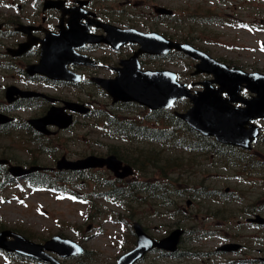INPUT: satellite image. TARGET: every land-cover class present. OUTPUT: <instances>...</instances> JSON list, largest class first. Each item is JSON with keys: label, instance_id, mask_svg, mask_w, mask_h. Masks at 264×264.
<instances>
[{"label": "rangeland", "instance_id": "obj_1", "mask_svg": "<svg viewBox=\"0 0 264 264\" xmlns=\"http://www.w3.org/2000/svg\"><path fill=\"white\" fill-rule=\"evenodd\" d=\"M125 1L114 0L112 3L102 0L99 4L130 14H147L148 11L153 13L154 6L171 9L173 20L167 21L166 26L144 18H128L125 14L113 19L124 22V25H133L138 30H156L161 34L186 39L217 61L247 72L258 71L264 74V47L261 46L264 43V0H146L144 7L140 0H130L129 4ZM107 55L105 50L95 53V56L100 57ZM148 63L152 69L173 71L178 80L186 84L200 82L206 77L190 76L194 61L187 57ZM106 71L95 73L107 75ZM84 99L98 109L107 110L109 100L97 89L88 87ZM188 107L189 104L187 106L183 103L176 110L183 112ZM146 112L142 107H127L120 113L135 117L144 116ZM256 124L263 128V132L249 153L252 158L246 157L250 160L251 167L243 165L242 170L227 168L217 159L203 161L199 157L197 164L200 166L184 168L185 172L181 171L178 175V178L189 179L188 183H200L207 189L238 195L242 198L241 201L222 205L217 200L198 199L191 190V185H188L180 186L178 189L184 193L171 196L170 202H163L159 198L150 199L147 194L140 193L138 198L143 202L130 201L126 204L128 210L93 196L107 188H97L88 179V174L82 186H73L71 191L82 197L90 196V199L87 197L92 201L90 206L85 201L72 200L47 191H32L21 181L5 185L0 191V227L18 229L36 243H43L52 236L59 235L77 242L85 249L86 253L82 256L61 260L63 264H115L120 255L134 247L135 238L131 233L134 222H139L155 239L166 236L177 227L185 232L176 256H160L159 252L154 251L137 264H253L251 260L257 256L264 258V227H249L244 224V217L237 214L231 220L211 217L221 207H225L228 213L239 212L247 200L255 197L264 199V120ZM93 125L94 121L87 120L85 131L83 128L80 131L79 125H76L73 131L63 132L58 146L61 150L55 149L37 158L45 167H53L54 162L62 156L74 160L92 152L103 155L107 150L105 145L120 143L101 138L98 128ZM81 136L82 139H79ZM67 137L71 139L69 146L62 148ZM140 147L143 149H133L142 154L150 152V149L154 152L165 149L151 144H140ZM32 149V146L27 147L23 143L22 138H0V152L6 151L8 157L19 165L31 161L29 151ZM165 154L187 157V153L178 150H167ZM182 161L184 164L189 162L186 158H182ZM93 172L107 179L112 178L105 170ZM126 180L133 183L139 181L135 176ZM187 201H191L190 206L186 205ZM226 243L246 246L241 254L218 252L217 248ZM7 257L0 253V264H45L15 256Z\"/></svg>", "mask_w": 264, "mask_h": 264}, {"label": "flooded vegetation", "instance_id": "obj_2", "mask_svg": "<svg viewBox=\"0 0 264 264\" xmlns=\"http://www.w3.org/2000/svg\"><path fill=\"white\" fill-rule=\"evenodd\" d=\"M100 1L102 0H0V114L13 119L9 124L0 125V137L35 138L40 141V143L35 141L37 143L35 145L40 146L39 151H46L43 150L45 147L52 149V146L61 149L58 147L61 134L73 131L76 125H79L80 131L81 128L85 131L86 121L91 119L89 114H75L73 126L66 131L50 128L51 136H44L34 132L31 128L29 129L27 121L44 116L50 107L64 108L66 102L89 106L92 114L97 111L102 112L103 110L96 108L91 102L84 99L87 96L88 87L99 91L92 79L96 77L114 78L116 70H121L126 60L139 49L137 44H131L120 46L118 50H115L113 47L103 44H88L87 40L92 38L91 36L107 37V33L100 28L104 24L114 25L120 29H136L133 25H124V22L113 19L122 14L127 15L128 18L131 16L136 19L144 18L146 21L149 20L161 26H166L167 21L173 20L159 15V7L156 6L152 8L153 13L148 11L147 14L142 12L130 14L123 10H116L111 6L100 5ZM109 1L114 2V0ZM129 1L126 0L125 3L129 4ZM140 1L141 6L144 7L146 0ZM170 28L176 29V27ZM138 31L146 34L154 31L161 35L156 30L142 29ZM161 36L173 41L178 38L173 35L167 36V34ZM46 40H49L54 60L42 65L41 70L56 77L55 80L36 73L33 67L31 68L32 74L26 73L28 66L31 67L40 62L41 44ZM21 48L27 50L23 55L21 54L22 56L17 57L15 52ZM100 50L107 51L108 55L105 57L95 56V53ZM81 56H88L94 60L93 67L85 66L87 59ZM138 59L142 69H152L149 68L148 61H167L166 57L147 55H141ZM153 69L166 70L163 68ZM102 70H107V75L95 73ZM77 76H79L80 82L70 80L76 79ZM198 83L199 81L189 84L196 86ZM8 87L14 88L13 90L16 92L9 98L6 96ZM19 91L42 94L46 97L22 98ZM123 108L122 104L114 105L110 102L105 111ZM119 114L124 115V113ZM79 139H82V136ZM66 141L64 145H61L62 148L69 146L70 137H67ZM2 158L5 157L0 156V159ZM8 160L14 162L12 158L8 157ZM0 169L6 170L4 166H0ZM261 199V197L249 199L243 203L241 214L237 211H233V213L240 214L245 221L255 215H264ZM225 203L229 205L233 202L226 201ZM223 214L230 216L226 208ZM247 225L256 227L252 224ZM241 246V249L235 253H242L246 245ZM251 262L262 264V256H257Z\"/></svg>", "mask_w": 264, "mask_h": 264}, {"label": "water", "instance_id": "obj_3", "mask_svg": "<svg viewBox=\"0 0 264 264\" xmlns=\"http://www.w3.org/2000/svg\"><path fill=\"white\" fill-rule=\"evenodd\" d=\"M158 12L171 15V11L165 9H159ZM125 35L123 41L138 42L141 46L140 50L127 61V63L129 62L128 68L126 66L115 80H96V83L112 98L113 103L133 102L150 110H158L171 108L178 99H189L191 103L189 109L184 113L175 112L174 115L193 131L205 137H214L217 142L225 145L250 149L251 142L256 140L259 135V128L254 126L253 122L264 118V74L259 72L248 73L235 67L231 68L226 64L217 62L192 45L173 43L154 34L142 35L144 38L141 39ZM173 49L192 60L198 61L192 75H212V80L202 83L204 89L201 92L191 93L186 85L176 81L175 75L171 72L140 70L137 63L138 54H167ZM213 84H217L219 87L215 89ZM243 89L251 94L250 98L246 99L239 96ZM224 93L228 95V99L222 98ZM233 104H241V106L236 107ZM72 109L83 112L82 106L74 105ZM62 113L63 110L53 108L45 117L32 120L30 124L34 129L43 133L48 125L65 129L71 124L72 119L71 116ZM7 121L0 117L1 123ZM1 162L5 163V161ZM103 167L119 179L131 175L132 172L129 166H122L121 161L114 155L105 158L90 155L77 161H68L62 158L56 163L58 171H80ZM38 170H40L38 167L24 169L15 166L9 168V173L13 177H23ZM133 228L137 236L136 248L121 256L117 264H134L153 248L174 253L183 234L181 229H176L167 237L156 242L143 232L139 224H134ZM7 238H13V240L7 241ZM0 248L9 253H16L50 264L61 263L49 255V252L62 258L80 255L84 252L83 248L76 242L63 239L60 236H55L40 245L9 230L0 232ZM237 248L234 245L223 247L226 251Z\"/></svg>", "mask_w": 264, "mask_h": 264}, {"label": "trees", "instance_id": "obj_4", "mask_svg": "<svg viewBox=\"0 0 264 264\" xmlns=\"http://www.w3.org/2000/svg\"><path fill=\"white\" fill-rule=\"evenodd\" d=\"M183 103L186 104V102ZM150 117H153L158 122H160V126H164L162 131H160L159 129H149L147 127L140 126L134 119L122 121L117 118L116 120L109 118L104 126V130L107 133V137L109 139L120 138L125 141L131 140L129 142V145L118 144L109 146L111 148V152L114 153L118 158L122 159L125 163L133 166L139 174H144L147 171H150L153 176L159 173L160 177L162 178L163 184L158 186V191L162 194V196L169 195V192L172 189L171 187H174L178 184H180L181 186L191 184V187L192 183L196 185L200 184L195 182L188 183L189 179L187 178H178V176H172L173 173H178L177 175H179L181 171L182 173H184V168L193 166V162L191 160H188L189 162L184 164V161H182L179 157L163 156L162 158L158 159L159 156L155 157L151 155L148 165V161H144V156H146V153L142 154V152H138L131 147L133 139L136 138V134L140 133V140L161 142L169 149L187 150L190 156H193L191 154H196V156H213L218 158H226L228 162H233L231 158L240 157L236 152H231L235 151L232 148L219 145L212 140L203 138L200 135L196 134L191 129H189L186 124L166 111L155 112L153 114H150ZM158 136H161V138H159ZM227 161H225V164H229ZM87 174L88 179L96 182V184H98V182H105L107 180L106 178L99 176L97 173ZM81 178V174L75 173H56L54 176L39 173L34 175L32 181L43 182L45 180H51V187L54 188L59 186V188L57 189L60 190L63 194H67L65 187L62 186L63 184L59 183H67L74 180L78 181ZM32 185L39 186L41 184L32 183ZM153 189L154 188H152L151 186L152 195H154ZM129 190H131V187L126 186V192H129ZM111 191L114 190L112 189ZM126 192L118 190V192H110L108 194H104L103 196H108L110 200L117 205H123V201H125L127 196H129V193ZM183 193L184 191H180V193L177 191L176 194L182 195Z\"/></svg>", "mask_w": 264, "mask_h": 264}]
</instances>
